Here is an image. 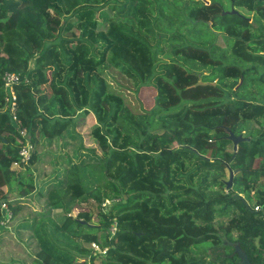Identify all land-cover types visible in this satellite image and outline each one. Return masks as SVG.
<instances>
[{"label": "trees", "instance_id": "trees-1", "mask_svg": "<svg viewBox=\"0 0 264 264\" xmlns=\"http://www.w3.org/2000/svg\"><path fill=\"white\" fill-rule=\"evenodd\" d=\"M227 3L237 14L220 15ZM12 9L0 75L27 79L17 115L32 152L22 166L24 139L0 115V205L12 220L30 218L18 227L34 244L31 263L238 264V245L263 264L262 0H13ZM142 86L155 91L147 110L134 98ZM79 116L93 117L99 153L75 131ZM228 132L243 138L236 149ZM52 144L61 162L39 182L33 167ZM188 197L205 214L181 203ZM79 203L89 210L71 216Z\"/></svg>", "mask_w": 264, "mask_h": 264}, {"label": "rangeland", "instance_id": "rangeland-1", "mask_svg": "<svg viewBox=\"0 0 264 264\" xmlns=\"http://www.w3.org/2000/svg\"><path fill=\"white\" fill-rule=\"evenodd\" d=\"M224 11H230L231 5L227 3L224 6ZM233 7V6H232ZM135 31V30H134ZM141 36L143 34L139 33ZM11 39V38H10ZM114 60V58H112ZM132 92V90H131ZM192 92L191 90L186 91V93ZM134 94V93H133ZM134 98L138 99L144 109H150L153 104V98L155 96V91L150 87H140L138 92L134 94ZM186 95V94H185ZM195 96H198L196 94ZM180 110V108L178 109ZM180 114V113H179ZM94 123L92 116H79L75 120L74 128L75 131L81 136V140L85 146L94 147L96 152L99 153L98 149L95 146V143L91 141L88 137L89 127ZM162 135V133H160ZM60 144L43 147L39 153L35 166L33 167L34 175L37 177V181H43L45 178H49L52 174V165L51 162H61L60 157H57V153L60 151L64 152V149L59 148ZM12 169L19 173V168L16 165H12ZM228 180L227 178L225 179ZM0 191H4L1 190ZM5 192V191H4ZM25 202L30 206L31 209L39 210L40 204L33 198H28ZM184 206L189 204L187 207L194 209V213L197 215L205 214L206 206H196L197 201L193 197H188L187 200L181 202ZM196 209V210H195ZM89 210V207L84 203H79L71 211V216H75L79 211ZM59 211H52L53 220L59 219ZM25 219H30L26 214L18 216L16 219L11 218L9 223L6 225L3 230L0 231V264H34L31 263L30 257L35 255V248L31 238L28 236V232L18 227V224ZM223 220V219H219ZM91 224H96V219L93 217ZM10 226V231L8 227ZM94 257V256H93ZM95 258V257H94ZM93 264H99V260L94 259Z\"/></svg>", "mask_w": 264, "mask_h": 264}, {"label": "built area", "instance_id": "built-area-1", "mask_svg": "<svg viewBox=\"0 0 264 264\" xmlns=\"http://www.w3.org/2000/svg\"><path fill=\"white\" fill-rule=\"evenodd\" d=\"M263 6H264V0H262ZM28 69H31L29 67ZM2 88L5 90V105H6V111L9 116V121L12 124L13 128L17 132V135L20 139H24V143L21 144L20 148L18 149V157L20 164L22 166L28 165L30 161V156L32 152V145L27 140V131L26 128L22 125L20 119L17 115V93H16V87L20 85L23 82H27L26 77L21 76L18 73L4 71L2 75ZM111 205V201L105 200L101 204V208L103 212H107L109 206ZM263 211L264 207L255 206L254 211ZM0 212L2 214V219L0 221V226L3 228L6 227V225L9 223V221L12 218V212L8 206L7 203H2L0 205ZM9 228V227H8ZM116 224L115 222L112 223V225L109 228L110 237L114 235L115 233ZM90 248L97 254H100V256L105 254L106 249H100L96 244L92 243L90 245ZM263 264H264V253H263Z\"/></svg>", "mask_w": 264, "mask_h": 264}, {"label": "flooded vegetation", "instance_id": "flooded-vegetation-1", "mask_svg": "<svg viewBox=\"0 0 264 264\" xmlns=\"http://www.w3.org/2000/svg\"><path fill=\"white\" fill-rule=\"evenodd\" d=\"M13 0H0V72L3 68V63L7 60V54L4 51L6 43L10 40L12 35V16H13ZM4 39V43L2 40ZM2 74L0 75V80H2ZM3 97V107L0 108V115H2V120H4V113L7 114L5 105V90L0 88V98ZM8 115V114H7ZM1 120V121H2ZM0 121V122H1Z\"/></svg>", "mask_w": 264, "mask_h": 264}, {"label": "water", "instance_id": "water-1", "mask_svg": "<svg viewBox=\"0 0 264 264\" xmlns=\"http://www.w3.org/2000/svg\"><path fill=\"white\" fill-rule=\"evenodd\" d=\"M233 14H237V11L232 7V5H231L230 11L221 10V12H220V15H233ZM227 138H228V140H230L232 142L233 149H236V146L243 140V138L241 136H234L231 132H228ZM233 174H234L233 172H231V171L229 172V177H228V180L226 181V188L227 189L231 185ZM234 253L236 254L237 258L239 259L238 264H250L247 256L240 249V247L238 245H235Z\"/></svg>", "mask_w": 264, "mask_h": 264}, {"label": "crops", "instance_id": "crops-1", "mask_svg": "<svg viewBox=\"0 0 264 264\" xmlns=\"http://www.w3.org/2000/svg\"><path fill=\"white\" fill-rule=\"evenodd\" d=\"M4 193H5L4 191H3V192L0 191V196H2ZM2 230H3V229H2ZM8 230L10 231V226H9Z\"/></svg>", "mask_w": 264, "mask_h": 264}]
</instances>
